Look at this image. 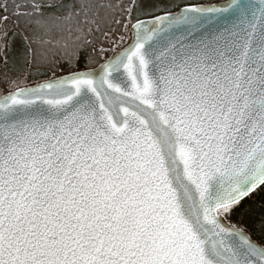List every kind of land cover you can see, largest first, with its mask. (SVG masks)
Listing matches in <instances>:
<instances>
[{"label": "snow or ice", "instance_id": "6c2138e0", "mask_svg": "<svg viewBox=\"0 0 264 264\" xmlns=\"http://www.w3.org/2000/svg\"><path fill=\"white\" fill-rule=\"evenodd\" d=\"M0 264H264V0H0Z\"/></svg>", "mask_w": 264, "mask_h": 264}, {"label": "rangeland", "instance_id": "374dc122", "mask_svg": "<svg viewBox=\"0 0 264 264\" xmlns=\"http://www.w3.org/2000/svg\"><path fill=\"white\" fill-rule=\"evenodd\" d=\"M199 2L207 3L209 2V0H199ZM20 43H21L20 37L18 36L16 41L12 45V51L9 53L10 56L15 57L17 55V52L20 50L19 49Z\"/></svg>", "mask_w": 264, "mask_h": 264}, {"label": "trees", "instance_id": "16d2710c", "mask_svg": "<svg viewBox=\"0 0 264 264\" xmlns=\"http://www.w3.org/2000/svg\"><path fill=\"white\" fill-rule=\"evenodd\" d=\"M19 2L23 3L24 0H19ZM13 19H15V17H13ZM22 27H23V23H22V20H21V28H22ZM57 55H59V53H58ZM257 207H259V203L257 204ZM233 222H235V221H233ZM257 226H258V225H257Z\"/></svg>", "mask_w": 264, "mask_h": 264}]
</instances>
